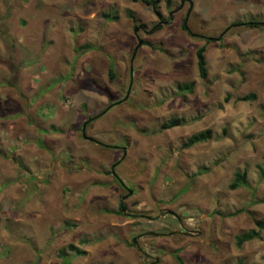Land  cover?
Wrapping results in <instances>:
<instances>
[{"label":"rangeland","instance_id":"374dc122","mask_svg":"<svg viewBox=\"0 0 264 264\" xmlns=\"http://www.w3.org/2000/svg\"><path fill=\"white\" fill-rule=\"evenodd\" d=\"M146 1L0 0V264H264V0Z\"/></svg>","mask_w":264,"mask_h":264},{"label":"trees","instance_id":"16d2710c","mask_svg":"<svg viewBox=\"0 0 264 264\" xmlns=\"http://www.w3.org/2000/svg\"><path fill=\"white\" fill-rule=\"evenodd\" d=\"M146 2H148L149 4H153L152 1H150V0H147ZM155 13L159 17L162 16L161 13L159 12V10L156 8H155ZM237 26L250 27V28H260V27L264 28V22L263 23L250 22V23H246V24H239ZM233 27H236V26L235 25L231 26L227 31H229ZM160 28H161L160 26H157L156 29H154L151 32L155 33L158 30H160ZM184 29L187 32H189L190 34H192V32L189 30L188 27L185 26V24H184ZM203 38L206 39L208 42L217 40V39H213L210 37L209 38L203 37ZM143 44L145 45L147 43H143ZM147 45H150V44L148 43ZM94 49H96V48L93 46H90V45L86 46V50H94ZM160 50H162V49H160ZM206 51H207L206 45L202 46L197 51L198 72H199L200 77L202 79H205V80L209 76ZM110 73H111V77L114 78L115 72H114L113 68L110 70ZM194 87H195L194 83H183L182 85H179L177 88L178 89V96L183 97L186 93H192L194 91ZM255 99H256V95L250 94L248 96L238 98L237 100L244 102V101H253ZM230 100H231V98L228 96L225 99V102H229ZM185 124H186V122H185L184 118L174 117V118L169 119L165 123H163L160 127V131L163 132V131H167V130H172V129H175L178 127L185 126ZM213 138H214V134H213V131L211 129H208V130H205V131H202L199 133H195L187 139V141L184 143V147L185 148H191V147H194L196 145L206 143ZM105 146L108 147L109 145H105ZM118 149H120V148H118ZM263 160H264V158H263ZM258 170H259V174H260L261 179L264 180V162H263V164L258 166ZM209 171H210V168H202L198 174L202 175V174H205ZM110 174H112V173H110ZM114 179H115V177H114ZM229 187L231 190H237V189H240L242 187H246V188L249 187L248 173L246 171H244V172L237 171L235 173V176H234L232 182L230 183ZM254 202L255 203L256 202L264 203V200L254 201ZM121 208L123 209L124 206H121ZM106 211H108V210H106ZM243 211L244 210H239L237 212L230 213L227 215H224V214L220 215V213H218V214L222 217H233V216L241 214ZM254 224H255L254 229H251V230H249L245 233H242L236 237V245L238 248H241L247 242L262 238V234L264 233V220H261V219L255 220ZM81 244H82V246L83 245H89V241H81ZM129 245L131 247L138 248L139 251H142V249H139L136 239H134L133 242L130 243ZM67 251L73 252L75 254V256H83L87 253L85 250L81 249L79 246H76L75 244H69L66 248L61 249L59 257H61V259H65L67 257L66 256ZM175 258H176L178 264H185L183 258L180 257L179 255H176ZM65 260L63 261V264H65Z\"/></svg>","mask_w":264,"mask_h":264},{"label":"water","instance_id":"95a60500","mask_svg":"<svg viewBox=\"0 0 264 264\" xmlns=\"http://www.w3.org/2000/svg\"><path fill=\"white\" fill-rule=\"evenodd\" d=\"M192 10H193V6L191 5V8H190V10H189V14H188L187 19H186V22H185V26H186V27H188V26H187V21H188V18H189V16H190ZM135 32H136V33L138 32V28L135 29ZM140 44H141V43H139V46H140ZM137 50H138V47L136 48V51H135V53L133 54V56H132V58H131V75H133V72H134V61H135V58H136V55H137ZM132 82H133V78H132ZM132 82H131V85H132ZM130 90H131V88H130L129 91H128V96H129V94H130ZM128 96H127V97H128ZM105 113H106V112H105ZM105 113H102L100 116L104 115ZM85 126H86V125H85ZM84 131H85V127H84ZM84 135H85V138L88 139L89 141H92V142H93V141H96L95 139L86 136V134H84ZM118 164H119V163L115 164V165L113 166V170H112V173H113V175H114L115 177H119V176L117 175V173H116V170H115V168H116V166H117ZM122 184H123V182H122ZM132 193H133V191L129 190V195H131ZM126 198H128V195L125 196V197L121 200V205H123V201H124Z\"/></svg>","mask_w":264,"mask_h":264},{"label":"flooded vegetation","instance_id":"af4514ba","mask_svg":"<svg viewBox=\"0 0 264 264\" xmlns=\"http://www.w3.org/2000/svg\"><path fill=\"white\" fill-rule=\"evenodd\" d=\"M191 7V6H190ZM189 7V8H190ZM125 100H122V101H120L119 103H117V105H119V104H121V103H123ZM106 111V110H105ZM98 119V118H97ZM94 120H96V118H94V119H92V120H90V121H88V123L86 124V127H88L89 125H90V123H92V122H94ZM86 127H85V131H84V124H83V126H82V136L83 137H85V132H86ZM94 143H96V144H100V145H103L104 146V144L103 143H101L100 141H93ZM124 151H125V154H124V157H126V149H124ZM125 159V158H124ZM124 159H122L121 161H123ZM121 161H119V164L116 166V168L120 165V163H121ZM114 164L115 163H113L112 165H111V173H112V170H113V166H114ZM116 168H115V170H116ZM112 175H113V173H112ZM119 176V175H118ZM113 177H115L114 175H113ZM115 179H116V181L124 188V189H126V186H125V184H124V182L122 181V179L120 178V177H115ZM122 182H123V184H122ZM125 196H127V195H125ZM125 196H123L122 197V199L125 197ZM126 200V199H125ZM120 204H121V202H120Z\"/></svg>","mask_w":264,"mask_h":264},{"label":"clouds","instance_id":"9594fccd","mask_svg":"<svg viewBox=\"0 0 264 264\" xmlns=\"http://www.w3.org/2000/svg\"><path fill=\"white\" fill-rule=\"evenodd\" d=\"M102 116H103V115H102ZM102 116H98V117H96V119H97V118H100V117H102ZM128 191H129V190H128ZM121 206H122V205H121Z\"/></svg>","mask_w":264,"mask_h":264},{"label":"bare ground","instance_id":"6f19581e","mask_svg":"<svg viewBox=\"0 0 264 264\" xmlns=\"http://www.w3.org/2000/svg\"><path fill=\"white\" fill-rule=\"evenodd\" d=\"M85 138V137H84ZM91 138V137H90ZM86 139V138H85ZM94 139V138H93ZM88 140V139H87ZM96 140V139H95Z\"/></svg>","mask_w":264,"mask_h":264},{"label":"crops","instance_id":"0c3cea01","mask_svg":"<svg viewBox=\"0 0 264 264\" xmlns=\"http://www.w3.org/2000/svg\"><path fill=\"white\" fill-rule=\"evenodd\" d=\"M63 249V248H62ZM84 250V249H83ZM86 251V250H85Z\"/></svg>","mask_w":264,"mask_h":264}]
</instances>
